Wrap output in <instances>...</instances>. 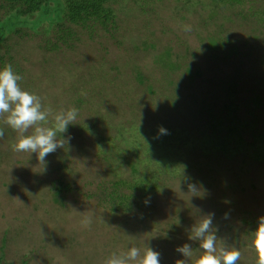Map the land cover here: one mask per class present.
<instances>
[{
	"label": "rangeland",
	"instance_id": "374dc122",
	"mask_svg": "<svg viewBox=\"0 0 264 264\" xmlns=\"http://www.w3.org/2000/svg\"><path fill=\"white\" fill-rule=\"evenodd\" d=\"M145 4L140 11L128 0L114 3V26L73 27L69 43L57 48L52 31L43 34L27 28L21 30L26 33L11 32L0 42V70L10 64L22 77L20 88L39 96L43 109L77 110L75 123L60 134L70 139L49 154L43 166L35 153L11 149L18 134L0 117L4 132L0 138V264H104L113 253L131 247L159 252L160 264L177 260L192 264L201 252L199 241L189 239L191 229L207 214H213L218 245L239 250L237 264H255L250 242L264 217V161L249 153L257 145L254 134L264 133L258 121L264 122V82H259L264 80L260 59L264 24L256 21L262 16L258 10L264 0L241 4L148 0ZM207 39L218 41L221 48L204 51ZM230 40L236 46L225 56ZM197 55L203 58L202 70L190 79L183 72ZM160 70L168 73L173 84H159ZM137 71L142 78L138 85ZM234 79L244 91L235 116L253 122L254 134L242 127L244 148L234 154L215 153L213 148L205 153V147L212 146L210 140L213 145L221 140L233 144L225 136L223 106L237 104V93L230 99L224 92ZM151 85L158 91L157 99L144 102L145 89L148 92ZM169 92L174 95V109L165 105ZM255 94L260 103L253 108L248 98ZM215 118L222 125L211 126ZM128 120L134 124L130 139L139 137L131 145L120 141L129 136L127 131L116 132ZM161 121L181 131L179 141L175 136L165 141L157 134L154 124ZM46 126H51V117ZM93 126L102 137L112 136L111 144H99L91 133ZM30 133L31 129L26 135ZM147 135L160 141L150 149L148 164L136 163L134 176L142 177L146 168V175L154 173L160 182L144 196L118 185V191L131 196L123 198L121 205L113 204L105 191L111 190L112 181L131 179L128 163L149 154L143 146ZM161 156L174 162L177 171H150L154 167L150 160ZM60 159L65 167H58ZM56 179L66 185L58 201L52 196ZM89 213L91 224L83 227ZM184 244L191 246L193 257L176 250Z\"/></svg>",
	"mask_w": 264,
	"mask_h": 264
},
{
	"label": "trees",
	"instance_id": "16d2710c",
	"mask_svg": "<svg viewBox=\"0 0 264 264\" xmlns=\"http://www.w3.org/2000/svg\"><path fill=\"white\" fill-rule=\"evenodd\" d=\"M119 1H126V0H0V42L4 40V36H7L9 33L13 32L15 34H24L26 32L21 31L24 28L34 30L35 32H41L43 34H47L49 32H53L54 39H55V45L54 47L57 48L60 46V44L65 45L66 43H69L68 39L70 36H72L75 32V29L73 27H82L87 28L91 24H100L102 26L110 25L114 26L113 23L115 22V14H114V3H117ZM130 3H133L136 5V7L140 11H144L145 3L148 0H128ZM213 2L215 0H212ZM227 3H234V4H241L242 0H226ZM264 7H261V10L259 9L258 12L262 14L261 18H258L256 15V21H261L264 24ZM213 12H215V8L212 7L211 9ZM212 13V12H210ZM257 14V11L252 12ZM214 15V13H212ZM260 22V23H261ZM113 28L108 29L106 31H112ZM218 39V38H217ZM216 39V40H217ZM203 42V41H202ZM231 46L228 47L227 53H225V56L233 52L234 47L236 44L230 40L229 41ZM222 44L218 43V41H214L212 39H207L206 44L204 43L203 48L204 51L208 48H212L216 51L220 49ZM5 50V49H4ZM6 53H8L7 50H5ZM170 53V51H169ZM171 54V53H170ZM224 54V53H223ZM212 56V55H210ZM194 57V56H193ZM214 57V56H213ZM203 58L199 55L195 56L194 59H192V63L188 66H185L184 72L190 79L193 77H196L200 75L201 73V62ZM264 62V56L260 58ZM175 65H173L174 67ZM194 66V67H190ZM172 68V67H171ZM160 74L162 75V78L159 81V84H173L172 79L168 76V73L164 72V75H166L167 79L166 82L164 80L163 72L160 70ZM139 74H141L139 71L135 74V80L137 85L139 82H142V78H140ZM237 80H232L228 83V85L225 88V93L227 94V97L232 99L231 96L235 97L234 94L237 93V99L236 103L227 102L223 107L226 111L227 116V132L225 133V136L230 138V140L233 142L232 145L228 144L227 142H224L221 140L220 142H216L215 144L212 140H210V143L212 146L210 148L205 147L204 152L207 153L212 150L215 153H222V154H230V153H236L239 149L240 151L244 148V142L242 139V127H247L248 132L251 136H253V129L254 126L251 122L245 123L242 122L239 118H236L235 110L236 105H240L239 103L243 102L241 96L242 90L238 88ZM260 83H263L264 80L261 79L259 81ZM176 83H174L175 85ZM173 85V87H174ZM162 86V85H161ZM119 87H122V83L119 84ZM132 87V85H130ZM163 87V86H162ZM158 88V87H157ZM147 89V88H146ZM146 91L147 97H145L144 102H150L154 101V99H157L158 91L156 88H154L153 85L150 86L149 91ZM169 94V95H168ZM167 95H165L166 99L168 98L167 103H165L166 107L174 109L175 108V99L174 95L172 94V97L170 95V92ZM260 96L258 94L250 95L248 98V103L251 104L253 108H255L260 102ZM108 109V108H107ZM106 109V110H107ZM107 111L104 110L103 114H106ZM257 118V117H256ZM217 119V118H215ZM132 120V119H131ZM258 120V119H257ZM264 120V119H263ZM133 121V120H132ZM260 124L264 125L263 121L258 120ZM222 120L217 119L214 123L211 124V126H219L222 125ZM128 125L124 126L122 124L118 125L116 132L118 134H121L124 132L123 130L127 131L126 133H129V136L124 138L121 137V142H124V144L129 145L130 143H136L138 138L130 139L131 133L130 131L134 128V124L131 123L130 120L127 121ZM242 123V125L240 124ZM163 128L166 130L165 133H161L160 129ZM154 129L158 132L157 134H161L162 138L167 140H172V137L175 136V141L180 140L179 136L181 135V131L179 129H173L171 125L164 124L161 122H156L154 124ZM145 130V129H144ZM144 130H142V134L144 133ZM91 133H95L96 141L99 144L107 143L111 144L109 141L112 139V136L104 135L102 137L100 130L97 129L96 126L92 127ZM184 133V131H183ZM141 134V135H142ZM116 136L114 135V138ZM133 137V136H132ZM227 138V139H228ZM254 141L257 142V145L255 149L252 151V153H249V156L255 160L264 161V133H258L254 134L253 136ZM143 140L145 141L143 146L144 149L149 151V154L144 157L143 159H137L136 162H129L128 166L130 168L131 172V179H118L117 181H112L110 183L111 190L105 191V197L108 201L112 202L113 204L117 203L121 205L123 202V198L127 199L131 196L130 193L123 194L120 191L117 190L118 185H124L127 186L130 191L138 190L142 196L151 193L153 189H156L157 185L156 183H159L160 181L157 175L154 173L150 175H146V168L142 170V174H144L142 177H135L134 174L138 171V166L140 163L148 164L149 163V156L151 154L150 149L153 148L154 144L159 142L155 140V136L147 135L143 137ZM184 142H186L183 139ZM147 142V143H146ZM188 142V141H187ZM175 144L172 142H169V144ZM138 144V143H137ZM170 144V145H171ZM131 145V144H130ZM121 149V148H120ZM145 153V151H143ZM154 152L152 153V155ZM151 155V156H152ZM63 159L59 160L58 167H65ZM151 163L154 165V167H150V171L156 170L158 171H166L170 168H173L174 171H177L175 167V163L168 161L167 159H164L163 156L160 157V159L157 160H150ZM136 163H138L136 166ZM158 167V168H157ZM66 189V185L63 183L62 179H56L55 185L52 187V196L54 197L55 201H58V197L62 196V192ZM105 197L100 196V200H103ZM62 198V197H61ZM126 205H128V202H126ZM126 209L128 207H125ZM10 264V263H5Z\"/></svg>",
	"mask_w": 264,
	"mask_h": 264
},
{
	"label": "clouds",
	"instance_id": "9594fccd",
	"mask_svg": "<svg viewBox=\"0 0 264 264\" xmlns=\"http://www.w3.org/2000/svg\"><path fill=\"white\" fill-rule=\"evenodd\" d=\"M21 79L10 64L0 70V117H3L5 125L18 134L11 149L28 155L35 153L43 166L47 156L57 148H63L70 139L60 134L66 133L68 126L75 123L77 110L72 108L54 113L51 108L43 109L39 96L20 88L18 81ZM49 117L51 126H46L49 124ZM30 129L31 133L26 135ZM160 132L166 134L163 128ZM3 135V129L0 128V138ZM91 216L92 213H89L82 221L83 227L90 226ZM212 216L213 214L203 216L191 229L189 239L199 241L201 252L193 258L192 264H237L241 259V252L223 243L218 245ZM250 248L255 255V264H264V217L259 219L252 233ZM176 250L186 258L193 257V249L189 244ZM104 264H160V253L149 247L143 252L137 247H131L119 254L113 253ZM176 264H185V261L177 260Z\"/></svg>",
	"mask_w": 264,
	"mask_h": 264
}]
</instances>
